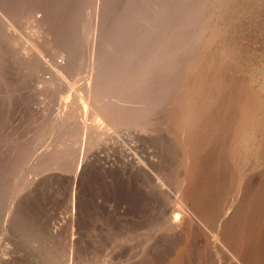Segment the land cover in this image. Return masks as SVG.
Masks as SVG:
<instances>
[{
	"label": "rangeland",
	"instance_id": "1",
	"mask_svg": "<svg viewBox=\"0 0 264 264\" xmlns=\"http://www.w3.org/2000/svg\"><path fill=\"white\" fill-rule=\"evenodd\" d=\"M235 254L264 264V0H0V264Z\"/></svg>",
	"mask_w": 264,
	"mask_h": 264
},
{
	"label": "bare ground",
	"instance_id": "2",
	"mask_svg": "<svg viewBox=\"0 0 264 264\" xmlns=\"http://www.w3.org/2000/svg\"><path fill=\"white\" fill-rule=\"evenodd\" d=\"M199 70V69H198ZM58 73V72H57ZM60 76H61V74H60ZM196 82V81H195ZM200 86V85H199ZM220 87V86H219ZM243 88V87H242ZM189 89V88H188ZM204 89V88H203ZM187 90V89H186ZM190 91V90H189ZM201 91V90H200ZM206 92V91H205ZM186 94V93H185ZM202 95V94H201ZM252 95V94H251ZM254 95V94H253ZM250 96V95H249ZM182 97V96H181ZM199 97H201V96H199ZM208 97V96H207ZM188 98V97H187ZM191 99V98H190ZM207 99V98H206ZM183 100V99H182ZM181 100V101H182ZM184 100H186V99H184ZM203 100H205V99H203ZM96 101V100H95ZM187 101V100H186ZM200 102H202V101H200ZM199 102V103H200ZM95 106V105H94ZM246 106V105H245ZM101 107V106H100ZM96 108V107H95ZM245 108V107H244ZM246 108H247V106H246ZM183 109H187V108H183ZM107 111V110H106ZM185 111V110H184ZM100 112H101V110H100ZM107 112H109V111H107ZM184 114L186 113V115H188L189 113H191V112H183ZM183 113H181V114H183ZM188 113V114H187ZM193 113V112H192ZM224 113V112H223ZM102 114V113H101ZM109 114H110V112H109ZM108 114V115H109ZM194 114V113H193ZM214 114V113H213ZM185 115V116H186ZM16 116V115H15ZM101 116V115H100ZM189 116H191V114L189 115ZM194 116V115H193ZM19 117V116H18ZM18 117H16V118H18ZM96 117V116H95ZM103 117V116H102ZM101 118V117H100ZM116 118V117H115ZM181 118V117H180ZM193 118V117H192ZM184 119V120H183ZM199 119V118H198ZM205 119H207V118H205ZM101 120V119H100ZM13 121V120H12ZM106 121V120H105ZM181 121H183L182 123H183V125L186 127V126H188V124L190 123V118H182L181 119ZM219 121H221V120H219ZM179 122H180V120H179ZM12 123V122H11ZM104 123V122H103ZM217 123V122H216ZM13 124V123H12ZM99 124V123H98ZM97 124V126H96V128L97 129H99V126H102V125H98ZM106 124V123H105ZM111 124V123H110ZM209 124V123H208ZM221 124V123H220ZM104 125V124H103ZM192 125V124H191ZM242 125H243V123H242ZM14 126V125H13ZM209 126V125H208ZM242 128V127H241ZM246 128H247V126H246ZM10 129V128H9ZM95 129V128H94ZM108 130V129H107ZM105 131V130H104ZM103 131V132H104ZM222 131V130H221ZM92 132H94V131H92ZM96 132H98V131H95V133ZM11 133V132H10ZM10 133H7V134H10ZM94 133V134H95ZM99 134V133H98ZM218 134V133H217ZM4 136H5V134H3ZM100 135V134H99ZM3 136V137H4ZM187 137H189V136H187ZM190 142V141H189ZM201 144V143H200ZM185 145H187V156H188V158H185V159H187V161L188 160H191L193 157L190 155V154H192L193 155V153H195V149H197V141H195V143L193 144V142H191V143H189V144H185ZM200 147V146H199ZM194 156V155H193ZM193 160H197V159H195V157H194V159H192V161L189 163V165H188V174H187V179H188V176H190L191 175V173H194V172H197V171H195V170H198V168H197V166H198V164H194V162L195 161H193ZM82 161V160H81ZM186 161V162H187ZM199 161V160H198ZM199 163V162H198ZM200 163H202V162H200ZM102 164H103V161H102ZM191 164V165H190ZM194 165V166H193ZM192 167H195V168H197V169H193ZM102 168L103 169H108L109 167L108 166H106V165H102ZM85 169V163H83V162H80L79 163V166H78V168H77V171H76V173L74 174V177H73V180H72V189L70 190V192L68 193V197H67V199H66V201L64 200V203L66 202V204L65 205H67V208H69V209H71L72 211H71V214L69 213V215L67 216V219L68 218H70L72 221H74L76 218H77V216H79V203H82V202H80L81 201V194L79 193V187H80V180H82L81 179V175H82V173H83V171H85L84 170ZM192 170H194V172H192ZM196 174V173H195ZM198 175V174H197ZM189 178H191V177H189ZM183 179H186V178H183ZM182 179V180H183ZM194 190V189H193ZM81 192V191H80ZM198 195V194H197ZM197 195H194V193L192 192V191H190V190H188V189H184V191L182 192V196L180 195L179 197H181V199H180V203L179 204H181V205H179V206H181V207H179V208H181V211H182V213H183V215H177L176 214V216H174L173 217V220L176 222V223H178V224H176L175 222V224L178 226V225H183V220L184 219H186V218H184V217H186V216H189V214L192 212H190V207H189V205L190 204H192L193 202L195 203L196 201H195V198H196V196ZM198 202V201H197ZM197 202H196V204H197ZM194 205V204H193ZM64 206V205H63ZM62 206V207H63ZM65 207V206H64ZM63 207V208H64ZM194 207H196V208H198L196 205L194 206ZM66 208V207H65ZM65 208H64V210H65ZM86 208V207H85ZM184 208V209H183ZM187 208H189V209H187ZM67 210V212L69 211L70 212V210ZM200 209V208H199ZM198 209V210H199ZM198 210H196V211H198ZM61 212L63 213V211L61 210ZM79 212V213H78ZM56 213V212H55ZM179 213V212H178ZM57 214V213H56ZM55 214V215H56ZM65 214V213H64ZM68 214V213H67ZM82 214V213H81ZM180 214H181V212H180ZM192 214V213H191ZM54 215V214H53ZM52 215V216H53ZM58 216H59V212H58V214H57ZM48 216H50L51 217V215L49 214ZM62 216V215H61ZM55 218V217H54ZM53 218V219H54ZM58 218V217H57ZM56 218V219H57ZM64 216H63V219L62 220H64ZM52 219V218H51ZM55 219V220H56ZM66 219V220H67ZM50 220V219H49ZM59 220H61V218H60V216H59V219L57 220L58 222H59ZM68 221V220H67ZM55 222V221H54ZM61 222V221H60ZM64 222H66V221H64ZM185 222V221H184ZM62 223V222H61ZM68 223V222H67ZM66 223V224H67ZM179 223H182V224H179ZM64 224V223H63ZM72 224V223H71ZM51 225H52V223H51ZM55 225L56 224H54V228H55ZM57 226V225H56ZM62 226V225H61ZM52 226H50V228H51ZM230 233V232H229ZM234 233V232H233ZM227 234V233H226ZM231 234V233H230ZM236 235V234H235ZM234 235V236H235ZM214 236V235H213ZM230 236V235H229ZM237 236H239V235H237ZM215 237V239H216V241H220V239L218 238V237H220L221 239H222V237L221 236H214ZM235 238V237H234ZM225 239H227V238H225ZM230 239H232V234H231V237H230ZM237 238H235V240H236ZM233 241H234V239H233ZM236 243H240V242H236ZM220 244L221 245H223L221 242H220ZM246 244V243H245ZM245 244H243V245H245ZM232 245H234L235 246V244H232ZM238 245V244H237ZM226 246V245H225ZM241 246V245H240ZM239 246V248L241 249V247ZM224 247V246H223ZM227 247V246H226ZM229 247V246H228ZM237 247V246H236ZM230 248H231V246H230ZM244 248V247H243ZM247 248V247H246ZM248 249V248H247ZM235 251V247H234V249H232L230 252H234ZM243 251V250H242ZM234 253H236V251L234 252ZM179 256V255H178ZM178 256H176V257H178ZM235 256H237L236 254H235ZM181 258V257H180ZM233 259H234V261L235 262H237L238 264H248L247 262H252L249 258V260H247V262L245 261V260H243V259H241L240 257H239V254H238V256L237 257H232ZM246 258V257H245ZM244 258V259H245ZM178 260V259H177ZM245 261V262H244ZM174 263V262H173Z\"/></svg>",
	"mask_w": 264,
	"mask_h": 264
}]
</instances>
